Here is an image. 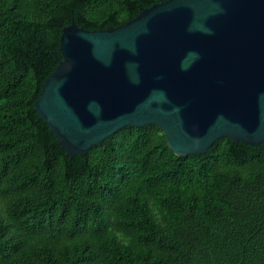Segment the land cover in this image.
Instances as JSON below:
<instances>
[{"label":"trees","instance_id":"trees-1","mask_svg":"<svg viewBox=\"0 0 264 264\" xmlns=\"http://www.w3.org/2000/svg\"><path fill=\"white\" fill-rule=\"evenodd\" d=\"M165 0H0V264H264V142L176 155L125 126L69 156L34 110L62 29Z\"/></svg>","mask_w":264,"mask_h":264},{"label":"water","instance_id":"water-1","mask_svg":"<svg viewBox=\"0 0 264 264\" xmlns=\"http://www.w3.org/2000/svg\"><path fill=\"white\" fill-rule=\"evenodd\" d=\"M34 110L69 156L125 126L178 156L264 142V0H165L122 25L62 29Z\"/></svg>","mask_w":264,"mask_h":264}]
</instances>
